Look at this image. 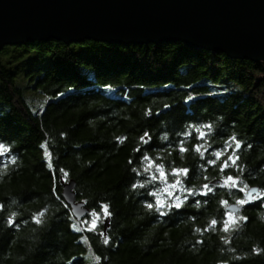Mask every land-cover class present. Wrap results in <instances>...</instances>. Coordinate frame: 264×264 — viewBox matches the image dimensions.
<instances>
[{"label":"trees","instance_id":"16d2710c","mask_svg":"<svg viewBox=\"0 0 264 264\" xmlns=\"http://www.w3.org/2000/svg\"><path fill=\"white\" fill-rule=\"evenodd\" d=\"M233 136L239 171H222ZM0 143V264H264V62L180 42L7 46ZM228 175L260 192L231 219L246 197ZM72 180L90 213L108 205L95 229L63 198Z\"/></svg>","mask_w":264,"mask_h":264},{"label":"water","instance_id":"95a60500","mask_svg":"<svg viewBox=\"0 0 264 264\" xmlns=\"http://www.w3.org/2000/svg\"><path fill=\"white\" fill-rule=\"evenodd\" d=\"M51 40L120 46L180 42L194 50L262 63L264 0H0V52ZM75 189V181L63 183V198L74 218L82 221L90 209L77 201ZM247 192L251 202L229 205L226 212L237 215L260 197L256 187Z\"/></svg>","mask_w":264,"mask_h":264},{"label":"snow or ice","instance_id":"6c2138e0","mask_svg":"<svg viewBox=\"0 0 264 264\" xmlns=\"http://www.w3.org/2000/svg\"><path fill=\"white\" fill-rule=\"evenodd\" d=\"M191 99H193V98L189 97V100H191ZM192 127L195 129V125H193ZM204 128L205 129H211L212 125H204ZM148 135H150V134H148V133L145 134V136H148ZM185 135L186 136H191L192 133L191 132H187V133H185ZM208 135H209V133L206 132V131L197 130L198 139L201 140V141H206ZM141 139L143 140L144 137H142ZM145 142H147V141H145ZM232 142L235 143L234 147L232 146ZM182 144H183V142H181L180 150L183 151V152L188 151V149L184 148L182 146ZM242 147H243V144L236 137L233 136V137L230 138V141L227 142L226 145H225V150L230 152L231 155H229L227 157V159H223V163H222V167H221L222 171L227 170L229 167H235L237 169V171H239V165L236 164V161L239 160V156L237 155V153L241 150ZM201 148H202V145H200V144L195 145V150L197 152H200ZM137 151H140V150L137 149ZM10 152H11V148L10 147H7L5 143H0V155H4V154L10 153ZM211 155L214 156V157H217V158H222V152L221 151H213L211 153ZM145 159H151V158L150 157H145ZM13 162H14V160H13ZM208 163L215 164V160H209ZM160 167L162 168L163 166L161 165ZM145 170L147 171V169H145ZM173 171H174V174H176V175L180 174V170L179 169H174ZM188 171H190V170H188V169L183 170L184 175H187ZM161 175L164 176L166 174L163 171H161ZM153 179H155V177H153ZM226 179L228 181H230L240 192H243L245 196L248 195V192L246 191L247 185H245L244 187H241L240 186L239 177L228 175V176H226ZM180 183H181L180 180L176 181V184H180ZM203 188L205 190H207L209 188V185L205 184L203 186ZM188 194L189 195H193V193L191 191H189ZM201 194L206 196V195H208V192L204 191ZM173 195H174V193H173ZM262 199H264V197H262ZM249 202H251V201L243 199V198L238 200V203L241 204V205H245L246 203H249ZM196 203H199V201H196ZM181 206L182 205L179 204V203H177L175 205L176 208H180ZM3 207H4L3 205H0V209H2ZM147 207L149 209H153L154 207H156V210L158 212H160V214L167 215L166 211H161V209L168 208L167 204L157 206V205H154L152 203H148ZM102 213H103L105 218H107V216L111 215V213L108 212V205H106V204L102 205ZM102 213L101 212H95V211L90 213V215L93 217V219L91 221V225H92L93 229H95L97 227V221H98V219H100ZM228 216H229V219H231L232 218V213L230 212L228 214ZM242 219L246 221L247 217H243ZM36 222L40 223L39 220H37ZM10 223H14V221H10ZM85 223H87V221H85ZM213 224H216V221H213ZM225 231H227V224L225 225ZM108 242H109V240L106 237L105 238V243H108ZM201 243H202V241H201Z\"/></svg>","mask_w":264,"mask_h":264},{"label":"rangeland","instance_id":"374dc122","mask_svg":"<svg viewBox=\"0 0 264 264\" xmlns=\"http://www.w3.org/2000/svg\"><path fill=\"white\" fill-rule=\"evenodd\" d=\"M92 219H93V217L91 218V221H92ZM98 222V221H97ZM90 225H91V223H90ZM91 227H92V225H91ZM94 260L92 259V262H93Z\"/></svg>","mask_w":264,"mask_h":264}]
</instances>
